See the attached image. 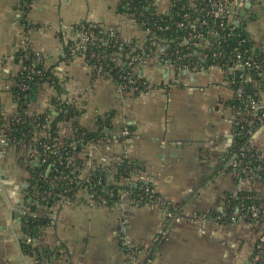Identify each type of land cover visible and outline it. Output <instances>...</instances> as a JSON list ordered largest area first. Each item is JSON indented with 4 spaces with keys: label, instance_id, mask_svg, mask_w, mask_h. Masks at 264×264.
<instances>
[{
    "label": "crops",
    "instance_id": "crops-1",
    "mask_svg": "<svg viewBox=\"0 0 264 264\" xmlns=\"http://www.w3.org/2000/svg\"><path fill=\"white\" fill-rule=\"evenodd\" d=\"M160 12L169 0H152ZM122 0H37L26 15L19 0H0V109L4 131L17 112L12 93L21 65L9 57L23 45L46 57V67H56L64 92L44 84L28 105V113L52 110L55 97L84 110L81 124L96 131L97 117L113 113L103 141L84 148L75 158L88 176L102 159L129 158L144 168L140 179L179 210L169 215L162 205H135L129 198L112 207L89 204L85 192L79 199L40 209L48 219L36 246L48 251L37 260L24 254L21 211L27 209L33 149L0 145V264H124L131 258L125 245L141 248L138 264H247L258 235L240 220L220 222L213 211L222 210L227 192L239 186L227 173L226 155L234 132V111L227 104L233 91L223 84L216 67L187 71L148 59L140 75L152 90L139 96L124 93L111 80L94 79L81 57L64 60L71 27L83 21L117 31L124 39L146 40L145 33L121 9ZM237 20L249 28L257 47L264 46V0H247ZM127 129L129 135L123 132ZM69 123L60 134L69 137ZM253 144L264 153V128ZM5 177V178H2ZM264 196V184L253 187ZM32 206V204H31ZM48 214V215H47ZM183 220L177 222V217ZM155 255L148 259V250ZM264 264V255L260 258ZM128 263V262H127Z\"/></svg>",
    "mask_w": 264,
    "mask_h": 264
},
{
    "label": "trees",
    "instance_id": "trees-1",
    "mask_svg": "<svg viewBox=\"0 0 264 264\" xmlns=\"http://www.w3.org/2000/svg\"><path fill=\"white\" fill-rule=\"evenodd\" d=\"M35 1L37 0H19L20 8L24 13L23 22L26 30L38 28L37 26L29 25L25 18ZM172 1L175 4H173L168 14L160 12L152 0H122L121 9L128 16L133 17L141 29H151L152 33L149 35V38L154 36V38L158 39H177L176 43H173V46L177 47V50L184 51L185 48H182L178 43L180 42L178 39H182L184 33L173 28L171 24L174 20L179 19L176 16L178 11L183 14L190 13L193 20L199 14L191 7L188 0ZM141 13H143V16H140ZM144 22H147V25H143ZM159 25H162V27L169 25L171 29L162 32L158 29ZM72 27L76 31L82 28L94 31L98 37L105 40V42H94V44L87 46L85 59L95 68V71L92 72L93 78L97 75V71L100 70L103 79L113 81L117 87L126 86V92H129L131 89V81L138 78V90L134 92V95L139 96L142 92L147 91L149 83L142 76L140 78L133 76L131 67L126 68L117 63L118 59L125 62L129 53L131 54V59L132 56L144 51L138 47L139 41L137 39L134 38L130 44H126L121 41L117 31H105L99 25L86 21L75 24ZM112 32H114V36H111ZM241 39H248L249 43L247 47L255 49L254 51L256 52L252 53L253 58L259 63L260 69L264 72V46L257 47L251 39L249 31H244L241 27L235 28L230 32L229 40H231V46H236ZM75 43L72 40L67 42L64 60L73 59L72 50L75 47ZM147 45H151V43L148 41ZM223 47L225 48L223 50L225 55H231V49L229 50L227 45H223ZM242 49L245 50V47L243 46ZM14 61L21 65V70L13 78L15 81L12 86V93L17 103V112L9 122L7 137L12 146L29 145L33 149V153L36 154L31 159L32 165L29 169L30 185L26 189V200L28 202H36V205H32L30 211L26 214L20 215L21 230L25 237L21 242L24 254L35 257L37 260H42L48 255L47 250L36 246L42 228L49 222L45 217L46 215H40L39 210L44 209L47 213L59 202L76 200L77 194L79 199V195L82 192H89L96 204L106 207H112L121 202L125 193L128 194L127 198L135 205L169 204L149 181L140 179V172L144 168L136 161L126 157L119 159L120 162L112 161L108 167L98 165L94 168L90 178H80L82 170L81 162L74 158L75 153L72 151L70 145L76 144L77 151L80 152L88 145L103 141L104 137H106L105 129L111 126L113 113L97 117L98 129L96 131H89L81 124L84 110L80 109L78 104L66 99L63 100L57 96L52 100L55 113L50 110L45 114L36 113L30 115L28 113V105L34 99L40 87L44 84H49L56 89L58 95H61L64 92L63 81L57 76L55 65L49 68L46 67V57L34 51L30 46H27L26 49L20 48L17 50L14 53ZM197 61V57L193 56L192 59L185 60L183 64L189 65L192 68ZM134 66H137V63ZM252 75L253 78L250 82L239 80L238 85H244L241 99L235 97L227 103L235 112H252L250 101L258 102L262 94H264V75L259 76L257 73H253ZM23 86L25 89H23ZM245 120L247 122L234 125V132H241V135H235L233 138L232 145L228 148L226 162L228 163L233 155L240 158V155L244 153L246 156L244 158L241 157L242 163L238 170L242 171L244 168L249 172L255 171L258 176L257 178H253L254 183L264 184V153L255 146L250 148L251 138L248 134L249 131L255 132L258 130L264 124V119H260L259 115L258 119H254L253 113H251L245 117ZM63 123H69L72 129L71 135L66 138H63L60 134L61 124ZM4 127L5 122L0 109V135ZM43 130H46L48 136H41L39 142H35V136L39 135ZM54 139L64 143L58 153L54 152L53 149V145L55 144ZM82 139L84 141L81 142L80 140ZM45 146H48L50 149L46 150ZM260 155H263V157L260 158ZM34 160L36 161L33 162ZM110 166L116 169L112 179H110L109 175ZM226 171L230 174L231 168L227 167ZM245 174L247 173H242L243 176ZM233 179L237 184L236 179ZM253 208L259 211L257 213L259 222L256 221L257 219H255V215L251 211ZM212 213L220 222H229L231 220L230 216L233 215L237 216L238 219H243L258 235L256 245L261 242V238L264 236V196L257 189L242 190L236 193L227 192L221 212L213 211ZM27 237H31V243L27 242ZM262 245L264 247V243ZM121 247L123 253L131 257L129 260L142 250L139 247L134 248L124 243L122 244V242ZM258 252L255 249L247 264H262L260 259L254 261ZM147 254L148 259H152L155 255V247L150 248ZM261 254L264 255V251Z\"/></svg>",
    "mask_w": 264,
    "mask_h": 264
},
{
    "label": "built area",
    "instance_id": "built-area-1",
    "mask_svg": "<svg viewBox=\"0 0 264 264\" xmlns=\"http://www.w3.org/2000/svg\"><path fill=\"white\" fill-rule=\"evenodd\" d=\"M170 1V9L173 7V1ZM175 2L178 0H174ZM191 7L195 9V11L199 14L194 20L192 19L190 13L183 14L182 12H179L176 14L178 20H172V27L175 28L178 31H182L184 33L182 39L180 42H178L182 48H185L184 51L177 50V47L173 46V43H176L177 40H168L166 38L158 39L154 38L152 36L149 38V35H151L152 31L150 28L141 29L139 24H137L136 20L132 18L133 22L145 33L146 40L141 43L138 39V47L142 48L144 51L140 54L134 55L131 57V54L126 57L127 60L125 62H122L120 59L117 60V63L120 66L126 67V68H132V75L137 76L140 78V69L142 65L148 60V59H156L160 63H162L166 67H179L180 69L187 70V71H200L204 69H209L211 67H216L219 69V71L223 75V84L230 87L233 91V98L237 97L238 99H241L242 92L244 90V85L239 84V80H244L246 82H250L253 78V73H257L259 76L264 75V72L260 69L259 63L254 60L253 58V52L255 49L247 47L249 41L248 39H241L239 40V43L236 46H231V40H229L230 32L238 27H241L244 31H249V28L245 23H242L237 20L238 13L240 9L244 6V4L247 2V0H188ZM129 4V3H128ZM156 5V3H154ZM157 6V5H156ZM170 9L167 12H164L165 14H168L170 12ZM140 16H143V13L140 14ZM143 25H147V22H144ZM158 29L162 32H166L171 29V26L165 25L162 27V25L158 26ZM106 31V30H105ZM104 31V32H105ZM71 32L73 34L72 41L76 42L75 47L72 50L73 57H81L84 60L85 66L90 70V72L95 71V68H93L89 61L85 59L87 52V46L89 44H94V42H105L104 39L98 37L94 31L87 30L85 28H82L79 31H76L73 27H71ZM111 36H114V32H112ZM122 42L126 44H130L132 42V39H124L120 36ZM148 41L151 43V45H147ZM223 45H227L229 50L231 51V55H225L224 53V47ZM245 47V50L242 49V47ZM26 45H23L22 48L26 49ZM122 49V48H120ZM17 50L14 51V53ZM186 51V52H185ZM14 53L9 57V60H14ZM251 53V54H249ZM194 57H197V63L194 64V67L190 68L189 65L183 64L185 60L192 59ZM137 63V66H134V64ZM201 67V68H198ZM97 69V68H96ZM97 71V70H96ZM238 78V80H237ZM94 79H103V76L99 71H97V75ZM126 79V77H125ZM138 79V78H137ZM137 79H133L131 81V89L130 93H133L138 90L137 86ZM126 86H118V90L120 92L128 93L125 91ZM23 89L25 87L23 86ZM152 90V87L148 85L147 91ZM146 91V92H147ZM145 92H142L143 94ZM140 94V95H141ZM232 98V99H233ZM72 102V101H71ZM252 112L249 111H234V118L233 122L234 125H239L241 122H247L245 120L246 116H249L251 113H253V118L258 119V115L260 119H264V94H262L261 99L258 102L250 101ZM250 123V122H249ZM264 128V124L260 127ZM259 128V129H260ZM8 131V130H7ZM258 130L255 132L249 131L248 134L250 135V148L254 146L253 144V137L256 134ZM6 131H2V134L0 135V145H10V141L7 137ZM125 136L129 135V131L125 129L123 132ZM235 135H241V132H233L231 136V142L229 144V148L232 145V140L235 137ZM47 137L48 134L46 130H43L39 133V135L35 136L34 140L35 142H39L40 137ZM55 140V144L53 145L54 152L58 153L61 148L63 147L64 143L60 140ZM81 142L84 141L83 139L80 140ZM92 145V144H91ZM88 145L87 147L91 146ZM46 150L50 149L48 146H45ZM72 151L75 154H78L77 151V145L71 144L70 145ZM86 147V148H87ZM74 154V158H75ZM36 154L34 153L32 157H34ZM242 158H244L246 155L242 153L240 155ZM241 157L239 158L236 155H233L229 162L227 163V167L231 168V171L229 172L230 175L236 179L237 185L239 186V191L242 190H253V187L255 186L253 178H257L258 174L253 171L249 172L246 169H242V171L238 170V168L241 166ZM263 155H260V158H262ZM76 159V158H75ZM34 160L33 162H35ZM120 162L119 160H106L102 159L101 163L98 165H102L103 167H108V165H111V162ZM32 164V161L30 162ZM83 168V164L81 163V169ZM51 169V167H50ZM78 169V168H77ZM94 170V169H93ZM116 169L113 168V166H110L109 169V175L110 179L113 178L115 174ZM93 172V171H92ZM92 172L88 176L82 175L81 170V176L80 178H90L92 175ZM242 173H247L245 176L242 175ZM135 186V185H133ZM87 195V200L89 201V204H94L93 196L89 194V192H85ZM128 194L125 193L123 197H127ZM32 205H36V202H32ZM162 208L168 212V214L174 215L172 213L175 211V213L179 210L176 207L172 208L169 204L162 203ZM31 209V208H30ZM30 211V210H29ZM254 215L256 221H258L257 213L259 211L256 208H253L251 210ZM26 212H21L22 215L26 214ZM221 212V211H220ZM31 214V213H29ZM182 217H177L176 221H180ZM231 220H240L243 221V219H238L237 216L233 215L230 216ZM264 222V220H263ZM264 225V223H263ZM261 226V224H260ZM27 242L31 243L32 239L31 237H27ZM264 243V236L261 238V242L258 243L255 247L256 250H258V254L255 256L254 261H258L263 255L261 254L262 251H264V247L262 245ZM140 252L131 260L128 261L126 264H138V257Z\"/></svg>",
    "mask_w": 264,
    "mask_h": 264
},
{
    "label": "rangeland",
    "instance_id": "rangeland-1",
    "mask_svg": "<svg viewBox=\"0 0 264 264\" xmlns=\"http://www.w3.org/2000/svg\"><path fill=\"white\" fill-rule=\"evenodd\" d=\"M128 93H130V92H128ZM31 165H32V164H31ZM30 207H31V204L29 203L27 209H26V210L23 209V211H21V212L23 213V212L29 211V210H30ZM182 220H183V218H182L180 221H182ZM180 221H179V222H180ZM177 222H178V221H177Z\"/></svg>",
    "mask_w": 264,
    "mask_h": 264
},
{
    "label": "water",
    "instance_id": "water-1",
    "mask_svg": "<svg viewBox=\"0 0 264 264\" xmlns=\"http://www.w3.org/2000/svg\"><path fill=\"white\" fill-rule=\"evenodd\" d=\"M230 142H231V139H230ZM2 178H5V177L2 176Z\"/></svg>",
    "mask_w": 264,
    "mask_h": 264
}]
</instances>
